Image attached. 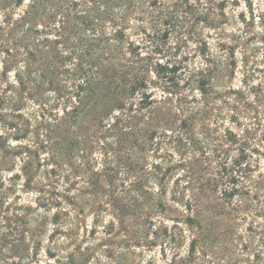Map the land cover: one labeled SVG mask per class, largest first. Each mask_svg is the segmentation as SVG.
<instances>
[{
	"label": "rangeland",
	"instance_id": "obj_1",
	"mask_svg": "<svg viewBox=\"0 0 264 264\" xmlns=\"http://www.w3.org/2000/svg\"><path fill=\"white\" fill-rule=\"evenodd\" d=\"M176 2L131 14L118 121L21 92L0 10V264H264V0Z\"/></svg>",
	"mask_w": 264,
	"mask_h": 264
},
{
	"label": "trees",
	"instance_id": "obj_2",
	"mask_svg": "<svg viewBox=\"0 0 264 264\" xmlns=\"http://www.w3.org/2000/svg\"><path fill=\"white\" fill-rule=\"evenodd\" d=\"M176 1L179 6L176 11L187 12L190 7L188 0ZM157 2L28 0L17 19L12 20L15 6L19 7L23 0H0L7 33L17 31L16 38L10 41L8 52L16 48H23L24 51L22 70L15 74L20 91L35 95L43 110L47 109L44 103L47 90L55 93L48 108L63 102L71 110L78 109L84 100L90 101L97 94L104 93L108 97L112 93L110 99L113 95L118 96L110 108L121 110L122 115L115 118V121L120 120L129 110L126 107L129 90H112V86L117 85L123 76V65L115 58L125 42L129 46L131 44L125 40L126 29L132 27L131 14L143 3L152 7ZM139 27L135 25L133 28ZM51 33H54L53 39L48 37ZM137 78H132L130 94L140 83ZM123 120L129 123L128 119Z\"/></svg>",
	"mask_w": 264,
	"mask_h": 264
}]
</instances>
